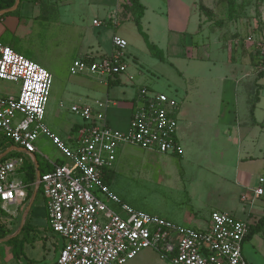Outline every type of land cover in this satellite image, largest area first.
Returning a JSON list of instances; mask_svg holds the SVG:
<instances>
[{"label": "rangeland", "instance_id": "rangeland-1", "mask_svg": "<svg viewBox=\"0 0 264 264\" xmlns=\"http://www.w3.org/2000/svg\"><path fill=\"white\" fill-rule=\"evenodd\" d=\"M139 3L141 8L132 0H118V25L103 23L92 30L94 35L100 36L103 45L109 44L114 33L127 41L123 49L127 68L119 75L121 84L112 87L118 94L122 88L146 87L173 96L180 103L184 101L188 110L185 125L189 126L185 131L188 137L193 132V138L183 144L184 155L173 157L149 153L136 145L120 146L108 184L122 202L161 217L168 216L174 222L189 210L199 221L192 227L202 228L207 225L210 212L219 210L213 205L219 195L230 189L225 178L235 170L234 144L228 149L219 137L216 138L218 131L220 135L225 132V117L213 112L215 104L219 107L227 102L224 90H219L222 88L220 81L238 77L242 84L246 83L243 80L246 76L263 77L264 81V70H261L264 62V0H139ZM139 10L142 16L138 15ZM96 16L103 22L105 14L99 11ZM140 16L139 33L133 22ZM144 38L157 50L151 51ZM62 63L63 60L52 61L53 82L44 121L59 136L75 138L76 131L71 130V124L80 119L69 108L72 103L83 104L79 102L78 92L84 91L87 84L84 81L94 75L71 74L69 69L61 67ZM130 72L133 78L125 79ZM200 77L213 82L197 87ZM0 85L1 91L5 92L13 83L1 81ZM98 86L96 97L102 98L104 87ZM249 86V99H242L241 93H237V115L233 114L230 121L232 118L243 126L259 124L253 127L247 140V150L254 160L241 165V172H238L240 178L247 179L250 187H255L259 185V176H264V164L260 161L264 151V97L252 115L249 107L254 98V87ZM59 100L65 105L58 106ZM43 147L50 158L64 159L50 141L46 140ZM17 176L24 179L22 172ZM236 203L246 212L264 211L263 197L252 203L250 198L245 202L236 199ZM108 204L120 211L114 203ZM32 209L34 214L42 217L44 205L39 193ZM242 218L253 223L252 218ZM257 232L252 245L255 252L258 250L264 256V229Z\"/></svg>", "mask_w": 264, "mask_h": 264}, {"label": "built area", "instance_id": "built-area-1", "mask_svg": "<svg viewBox=\"0 0 264 264\" xmlns=\"http://www.w3.org/2000/svg\"><path fill=\"white\" fill-rule=\"evenodd\" d=\"M93 24L102 22L93 20ZM111 44L109 55L76 58L69 72L89 73L100 79L123 74L127 41L114 34ZM1 81L13 86L2 92L0 85V140L32 155L37 139L45 137L65 159L52 162L51 170L41 173L36 182L45 199L48 225L63 240L55 264H122L145 249H153L171 264H248L242 250L248 221L230 212L212 210L202 228L176 224L122 202L104 180L120 146L132 144L161 154L182 153L177 138L179 102L175 97L140 87L125 131L109 124V99L71 104L70 111L80 121L76 137L68 142L44 121L53 82L48 69L0 42ZM1 158L0 206L19 203L25 198L26 185L14 174L24 159L20 155ZM258 182L254 194L264 198V176ZM109 202L120 211L111 208Z\"/></svg>", "mask_w": 264, "mask_h": 264}, {"label": "crops", "instance_id": "crops-1", "mask_svg": "<svg viewBox=\"0 0 264 264\" xmlns=\"http://www.w3.org/2000/svg\"><path fill=\"white\" fill-rule=\"evenodd\" d=\"M99 11L105 14L101 25H103V23H113L118 25V0H19L16 8L10 11L11 14L4 15L0 18V42L9 45L17 52L22 53L27 58L39 63L50 72V69L53 67V60H63L61 67L69 69L71 62L76 58H100L109 55L113 51L111 39L109 40L108 45H103L100 36L94 35L92 31L94 26H98L93 24V20L101 22L96 16ZM152 13L155 14V12ZM145 16L146 14H144V17ZM89 17L91 20H89ZM134 26L136 28L135 23ZM46 44L48 46H46ZM233 68V70H235V67ZM244 72H246L245 69ZM130 77L133 78L132 72L125 75V79L127 78V80H129ZM88 79L91 81H84V83L87 82L86 87H83L84 91L78 92L80 94L79 102L91 103L95 99H109L111 103L107 108L106 113L109 124L122 131L127 130L133 101L137 95L138 89L122 88L121 94H118V91L112 86L121 84V76L107 79L89 76ZM243 80H245L244 82L246 83L240 84L238 77L237 79L230 78L228 80L224 79L223 81H220L222 88H219V90H224L227 102L224 106L218 105L219 107L215 104L216 110L213 112L216 115L225 117V130H223L225 132L224 135H220L218 131L216 138L219 137L228 149L234 144L235 150L233 151L234 153H232L235 155V170L233 169L234 172L228 176L229 178H225L221 174V176L227 180L226 183L231 185V187L228 191L217 197V201L213 206L221 211L233 213L240 219H243L242 217L252 218V224H254L260 216L264 215V211L261 210L257 213L248 210L246 212L242 207H238L236 199L245 202L247 198H250V202L252 203L259 197L254 194V189L257 186L250 187L247 179H245V177L244 179L240 178V175L238 174V172H241V165H245L254 160L253 156L247 150V140L250 139L249 135L252 132L253 127L259 124L256 123L243 126L241 123L232 121V118L230 121V117H232L233 114L237 115L239 96L242 97V99L244 97L247 99L250 98L247 95L248 91H251L250 84L254 87V98L249 107V111H251V114L253 115L252 112L255 111L256 107H259L260 100L264 97V81L263 77L258 78L253 76H246ZM205 81L206 80L200 77V81H198L196 86L198 87L199 85L200 87L201 84L210 85L213 82L211 80L210 82ZM88 84H91V86ZM100 84L104 87L103 92L101 93L102 98L96 97L98 95V85ZM239 92L241 94L238 96L237 93ZM121 99H124L125 101L123 102ZM185 99L186 98L184 97V100ZM183 102H179L177 132V138L182 147V155H184L185 147H183V144L185 143L186 145V143L190 142L193 138V132L188 137L185 131L189 127L185 125L188 110L185 105H183ZM63 105L65 104L59 100L58 106ZM206 112L209 113V111ZM226 118H228L229 124H227ZM78 124V121L73 122L71 124V130H75ZM62 138L68 142H72L73 140V138L70 137ZM46 140L48 139L45 137H39L37 139L35 142L37 150L32 155L25 153L20 146L13 145L10 142L0 141V143L4 145L3 148L5 147L0 154L5 153L6 155L11 152V156L20 155L23 157L24 163L17 169L14 177L18 178L19 176H17V173L22 172L24 174V179H19L26 185V195L22 201L0 206V264L56 263L58 251L63 240H61L48 225L46 217L47 213L45 211V199L41 194L40 188L36 186V173L37 171L40 173L39 169H42L43 172H47L51 170L52 162L61 163L65 162V159L58 158L57 156L50 158L43 149ZM148 152L158 153L155 151ZM165 155L168 157L176 156L175 154ZM257 159L259 158L257 157L256 160ZM260 161L264 164V151L261 155ZM28 164H33L35 168V179L32 183L26 182V176L23 170ZM250 192H252V194H249ZM38 193L40 194L44 205V212L42 213L41 218H39L37 214H34L32 209L33 201L36 199ZM242 196L245 197L244 200L241 199ZM226 200L228 201L226 202ZM163 218L176 224L191 227L199 222L195 215L191 214L189 210H186L184 215L180 216L178 222H174L168 216ZM181 222L190 225L182 224ZM263 229L264 227L262 230ZM257 233L258 232H255L249 239L245 240V243L243 242L242 245L243 254L248 264H260L264 259L263 254L258 250L255 252L252 245V240H254L253 238H255ZM13 237H15L16 245L15 242L10 241ZM122 264L171 263L168 259L161 258L153 249H145ZM262 264H264V261Z\"/></svg>", "mask_w": 264, "mask_h": 264}, {"label": "trees", "instance_id": "trees-1", "mask_svg": "<svg viewBox=\"0 0 264 264\" xmlns=\"http://www.w3.org/2000/svg\"><path fill=\"white\" fill-rule=\"evenodd\" d=\"M14 1L15 0H0V10L1 9H5V8H9L11 7L13 4H14ZM133 2H135L139 8H141L140 6V3H139V0H132ZM8 14H11V12H6L4 13L3 15H0V18L4 15H8ZM138 15H141V10H139V14ZM140 17H137L134 19V23L136 25V28L138 30V32L140 33V29H141V25H140ZM144 37V36H143ZM146 40V38H144ZM147 42V40H146ZM147 46L148 48L151 50V51H155L157 50L156 46L152 43H148L147 42ZM157 57H161L160 55H156ZM4 145H2V143H0V152L5 149V147L3 148ZM11 152L7 153L4 157H2L1 159H5V158H8L11 156ZM24 170V173H25V176H26V182L27 183H32L35 179V168H34V165L33 164H28L27 166H25L23 168ZM40 170V173L43 172L42 169H39ZM111 170L108 171L106 174H105V182L108 183V179H109V176L111 175ZM264 227V215L260 216L258 218V220L256 221V223L254 224H249V229H248V234L246 235L245 239L244 240H247L249 239L255 232L261 230L262 228ZM10 241H15V237L11 238ZM16 253V252H15Z\"/></svg>", "mask_w": 264, "mask_h": 264}, {"label": "water", "instance_id": "water-1", "mask_svg": "<svg viewBox=\"0 0 264 264\" xmlns=\"http://www.w3.org/2000/svg\"><path fill=\"white\" fill-rule=\"evenodd\" d=\"M18 2H19V0H15L14 4L11 7L5 8V9H1L0 10V15L4 14L6 12H10V11L14 10L16 8V6L18 5ZM3 155H5V153L0 154V158ZM39 175H40V173L37 171V173H36V182H38V180H39Z\"/></svg>", "mask_w": 264, "mask_h": 264}]
</instances>
